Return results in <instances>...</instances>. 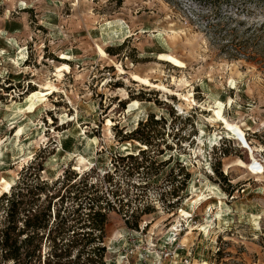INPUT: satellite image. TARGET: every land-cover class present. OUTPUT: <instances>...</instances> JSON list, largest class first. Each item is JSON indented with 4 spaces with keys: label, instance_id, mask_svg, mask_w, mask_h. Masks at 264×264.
Instances as JSON below:
<instances>
[{
    "label": "rangeland",
    "instance_id": "obj_1",
    "mask_svg": "<svg viewBox=\"0 0 264 264\" xmlns=\"http://www.w3.org/2000/svg\"><path fill=\"white\" fill-rule=\"evenodd\" d=\"M223 14L187 0H0V196L38 156L49 181L112 173L146 149L130 139L139 126L156 164L116 175L131 208L150 210L147 226L135 243L112 212L107 263L151 262L136 254L179 220L176 189L196 220L181 237L193 264H264V0H233ZM149 115L164 123L144 126Z\"/></svg>",
    "mask_w": 264,
    "mask_h": 264
},
{
    "label": "trees",
    "instance_id": "obj_2",
    "mask_svg": "<svg viewBox=\"0 0 264 264\" xmlns=\"http://www.w3.org/2000/svg\"><path fill=\"white\" fill-rule=\"evenodd\" d=\"M187 1H197L210 9L218 17V22L228 16L223 14V7H229L233 2ZM108 54L114 56L111 50ZM162 122L164 119L155 120L153 115H149L144 126H157ZM139 128L131 133L130 139L138 141L146 149L137 155L120 157L112 173L100 176L94 167L82 174L67 169L55 181H49L41 175L44 162L40 156L24 167L22 176L11 191L0 196V264H108L106 238L109 215L112 212L124 213L128 228L139 231L140 217L150 212L148 208H131V190L116 175L119 167H124L128 179L135 173L139 174L141 169L143 174L156 164L150 152L152 138L134 135L139 133ZM122 138L127 139L126 135ZM215 149L221 156L229 153L228 149L222 150L220 146L214 147L213 151ZM127 161L134 162L126 164ZM215 171L226 180L218 168ZM94 177L98 178L94 180ZM171 195L177 199L169 203L172 212H176L181 208L176 204L181 196L176 189Z\"/></svg>",
    "mask_w": 264,
    "mask_h": 264
},
{
    "label": "built area",
    "instance_id": "obj_3",
    "mask_svg": "<svg viewBox=\"0 0 264 264\" xmlns=\"http://www.w3.org/2000/svg\"><path fill=\"white\" fill-rule=\"evenodd\" d=\"M259 164L263 166L261 163ZM181 209L182 208L173 213H177L179 220L170 225L161 245H157L152 240V243L151 245H148V248H145L143 252L136 254L138 261L150 259L151 262L149 264H193L195 259L193 246L191 245L188 247L183 245L181 243V237L182 235L187 234L191 225H195L196 220L194 218V213H191V217L189 218L184 217L181 214ZM143 225L147 226L146 222L140 225L139 231L130 230L129 236H131V238L132 234H135L136 236L135 243L139 244L140 242L137 236L143 232L145 228ZM127 256L125 257L126 260L128 259Z\"/></svg>",
    "mask_w": 264,
    "mask_h": 264
},
{
    "label": "bare ground",
    "instance_id": "obj_4",
    "mask_svg": "<svg viewBox=\"0 0 264 264\" xmlns=\"http://www.w3.org/2000/svg\"><path fill=\"white\" fill-rule=\"evenodd\" d=\"M103 37H104V39L105 40H107L106 39V32L104 33V35H103ZM25 57H26V52H25V49H23V48H19V52H18V55H17V58H15V61H16V63H17V65H21L22 64V62L24 61V59H25ZM37 97V93H31L30 94V98H31V100H34L35 98ZM22 132H23V129L22 128H20L19 129V132H18V134H17V136H20L21 134H22ZM24 133V132H23ZM14 180H11V184H14ZM210 188L211 189H214V190H217V191H220L216 186H210ZM204 198H203V195H198L197 196V199L193 202V205H198V204H200L201 202H202V200H203ZM201 230L203 231H206L207 232V227L206 226H202V228H201ZM208 233V232H207ZM186 238V237H185Z\"/></svg>",
    "mask_w": 264,
    "mask_h": 264
}]
</instances>
